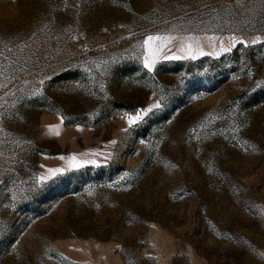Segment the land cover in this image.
Returning <instances> with one entry per match:
<instances>
[{
    "label": "rangeland",
    "instance_id": "rangeland-1",
    "mask_svg": "<svg viewBox=\"0 0 264 264\" xmlns=\"http://www.w3.org/2000/svg\"><path fill=\"white\" fill-rule=\"evenodd\" d=\"M0 264H264V0H0Z\"/></svg>",
    "mask_w": 264,
    "mask_h": 264
},
{
    "label": "snow or ice",
    "instance_id": "snow-or-ice-1",
    "mask_svg": "<svg viewBox=\"0 0 264 264\" xmlns=\"http://www.w3.org/2000/svg\"><path fill=\"white\" fill-rule=\"evenodd\" d=\"M160 39L159 37H152V36H149L147 38V40H145V44L146 45H149L152 41L154 40H158ZM258 41L257 40H253L252 43L255 44L257 43ZM239 43L241 44H244L245 47H247V44H245L244 41H240ZM235 46V44L233 45ZM190 46H189V51H190ZM223 51H230L231 49H222ZM203 54V53H201ZM178 57H165V59H177ZM155 59H145V62H144V67L147 68L149 71H152L153 67L155 66ZM160 105H159V102L157 103H154L150 108L148 109H141L139 111L136 112L135 115H128V114H125L127 116V123L129 125V127L137 124L139 121L143 120V118L149 113L152 111V109L154 108H159ZM57 135H59V133L57 132L56 133ZM69 166L70 167H73V168H76V167H79V165L76 163V157H72L71 160L69 161ZM63 170L62 169H49L48 170V173L49 175L47 176H42L40 177V181L41 182H45L47 181L49 178H53L55 176H57L59 173H61Z\"/></svg>",
    "mask_w": 264,
    "mask_h": 264
}]
</instances>
